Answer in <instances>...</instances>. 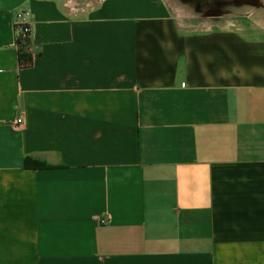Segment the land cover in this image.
<instances>
[{
    "label": "crops",
    "instance_id": "obj_1",
    "mask_svg": "<svg viewBox=\"0 0 264 264\" xmlns=\"http://www.w3.org/2000/svg\"><path fill=\"white\" fill-rule=\"evenodd\" d=\"M228 24L0 0V264H264V27Z\"/></svg>",
    "mask_w": 264,
    "mask_h": 264
},
{
    "label": "rangeland",
    "instance_id": "obj_2",
    "mask_svg": "<svg viewBox=\"0 0 264 264\" xmlns=\"http://www.w3.org/2000/svg\"><path fill=\"white\" fill-rule=\"evenodd\" d=\"M184 15L195 16L211 24L264 27V3L261 0H167Z\"/></svg>",
    "mask_w": 264,
    "mask_h": 264
},
{
    "label": "built area",
    "instance_id": "obj_3",
    "mask_svg": "<svg viewBox=\"0 0 264 264\" xmlns=\"http://www.w3.org/2000/svg\"><path fill=\"white\" fill-rule=\"evenodd\" d=\"M30 18L31 13L29 11H20L15 20L16 49L19 58L20 56H24V59H20L23 64L29 62L33 50ZM17 122L21 123L22 120L19 119ZM101 223H105V220H101Z\"/></svg>",
    "mask_w": 264,
    "mask_h": 264
},
{
    "label": "trees",
    "instance_id": "obj_4",
    "mask_svg": "<svg viewBox=\"0 0 264 264\" xmlns=\"http://www.w3.org/2000/svg\"><path fill=\"white\" fill-rule=\"evenodd\" d=\"M26 58V57H25ZM20 59H24V56H20Z\"/></svg>",
    "mask_w": 264,
    "mask_h": 264
}]
</instances>
